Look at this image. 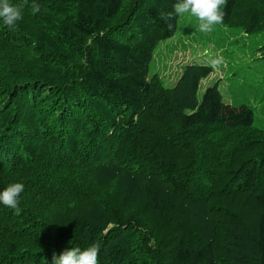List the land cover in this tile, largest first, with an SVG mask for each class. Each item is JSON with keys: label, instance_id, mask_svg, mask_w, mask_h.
I'll return each instance as SVG.
<instances>
[{"label": "trees", "instance_id": "16d2710c", "mask_svg": "<svg viewBox=\"0 0 264 264\" xmlns=\"http://www.w3.org/2000/svg\"><path fill=\"white\" fill-rule=\"evenodd\" d=\"M175 0H10L0 21V264H264V130L223 101L212 67L149 74ZM220 27L264 31V0H225Z\"/></svg>", "mask_w": 264, "mask_h": 264}, {"label": "rangeland", "instance_id": "374dc122", "mask_svg": "<svg viewBox=\"0 0 264 264\" xmlns=\"http://www.w3.org/2000/svg\"><path fill=\"white\" fill-rule=\"evenodd\" d=\"M213 60L218 63L213 65ZM192 63L212 67L199 93L216 83L225 103L251 107L254 125L264 130V31L244 34L218 24L202 33L194 18L179 17L174 34L155 48L149 74L171 87L183 66Z\"/></svg>", "mask_w": 264, "mask_h": 264}, {"label": "clouds", "instance_id": "9594fccd", "mask_svg": "<svg viewBox=\"0 0 264 264\" xmlns=\"http://www.w3.org/2000/svg\"><path fill=\"white\" fill-rule=\"evenodd\" d=\"M225 0H175L172 10L168 14L184 17L189 16L197 22L198 31L209 32L214 25L223 22V5ZM21 6L10 3V0H0V21L8 27H13L21 19ZM218 60H213L215 65ZM24 191L21 182L9 183L0 188V205L19 212V195ZM98 248L91 244L84 248L71 247L62 251L58 256L54 255L52 264H97Z\"/></svg>", "mask_w": 264, "mask_h": 264}]
</instances>
